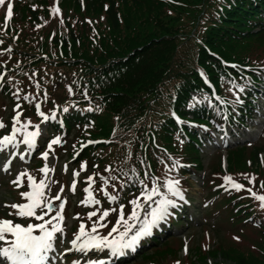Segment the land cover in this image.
Masks as SVG:
<instances>
[{
  "label": "trees",
  "instance_id": "1",
  "mask_svg": "<svg viewBox=\"0 0 264 264\" xmlns=\"http://www.w3.org/2000/svg\"><path fill=\"white\" fill-rule=\"evenodd\" d=\"M16 9L11 23L0 26L2 92L14 97L24 80L27 88L17 96L26 102L39 97L41 111L55 118L54 129L64 137L75 133L69 158L77 153L73 163L90 169L99 194L104 177V188L117 189L120 200L153 177L162 186L167 171L184 174L176 161L200 169L196 128L220 119L212 90L226 98L232 78H238L231 65L252 68L254 81L264 73V67L257 71L264 66V0H66L64 25L58 23L52 35L34 28L49 14L46 1ZM226 110L233 122L235 113ZM226 153L227 170L218 160L210 167V183L203 181L206 198L224 194L211 212L202 213L227 227L241 225L238 241L217 229L218 243L210 251L194 246L197 262L190 263L264 264V209L248 191L223 180L227 175L264 195L258 159L264 146ZM247 160L257 168L248 169ZM176 253L165 243L143 260L172 264Z\"/></svg>",
  "mask_w": 264,
  "mask_h": 264
},
{
  "label": "snow or ice",
  "instance_id": "2",
  "mask_svg": "<svg viewBox=\"0 0 264 264\" xmlns=\"http://www.w3.org/2000/svg\"><path fill=\"white\" fill-rule=\"evenodd\" d=\"M4 0H0V4H3ZM8 12L4 16V20L7 21L11 15V0L7 5ZM50 11L56 12L58 14V9L52 8ZM0 75H3L0 73ZM69 94H71V89H69ZM26 98V97H25ZM19 108V105H16ZM36 114L43 117V120H48L49 117L45 116L41 110L40 105H35ZM67 111V109H64ZM20 112L16 111L11 117L12 126L11 131L3 136H0V164L3 165L4 169L9 168L7 160L10 156L17 155L16 152L12 151V148L16 147V134L22 133L23 139L20 141L23 145H26L28 149L36 146L38 138H43L47 140V147L45 151L40 153V156L47 159L49 151L52 149L53 145L61 143V138L59 135L55 138L48 139V130L46 128H41L39 125H31L32 130H29L30 121L25 119L23 123L20 122L18 117ZM20 126L17 127L16 125ZM5 125L0 122V128ZM21 159H23V154H21ZM175 163V162H174ZM80 169L83 170L85 164L80 163ZM108 169L106 168L105 171ZM50 171L47 165L42 166L39 169L41 174H46ZM77 173L73 172V180L69 190L74 191V186L76 184L75 176ZM22 176L27 177V191L20 192L19 195L26 201L24 203H12L10 205H5V207H10L15 209L14 213H9V215H15L20 218H34L36 223L28 222L26 225L21 223H13L9 219H0V264H44L45 259L49 256L50 251L54 250L53 241L56 239L55 234L59 233L61 236L64 234V229L61 227V222L64 217L62 215V209L64 208L65 202L59 200V209L55 212L54 217L50 219H44L48 214L46 210H50L51 200L58 199L46 198L44 195V188L46 185V179L41 176V179L36 182L34 178L29 175L26 171L20 172L16 175L14 181L10 183L14 186L19 187L20 180ZM92 176L86 177L89 185L92 182ZM102 183L100 186V191L103 193L105 198L111 203L118 199L115 194H109L104 190V185L108 183V180L104 177L100 178ZM113 179H115L113 177ZM223 180L227 183L228 187L234 188L239 191L242 185L231 180L227 175L223 177ZM54 182V181H53ZM251 183V180H249ZM179 181L176 179H165L162 187L165 189L164 193L158 190V186L155 182V177H153V182L150 189L142 188L139 196L133 198L128 203L132 206L131 212L128 213L127 218H124L122 211L118 212L117 219L112 225L111 229L105 235H101L97 229L103 228L104 224L101 223L109 215L112 209H105L100 212L98 218L91 222V227L85 229L83 222L79 224L78 230L73 234V238L69 241L71 248L65 249L64 251H71L75 253L87 254L90 251L105 253V259L111 258L113 256L121 255L122 251L125 249H133L138 241L142 237L151 234L152 228L161 221H166L167 217L170 215L169 206L175 208L177 206V201L169 197H175L179 201H185L184 195L179 188ZM63 191V187H61ZM86 193L84 200L80 201L82 204H99L100 202L92 197L90 192V187H85L83 189ZM248 192L255 200L259 201V207L264 209V195H259L248 189ZM143 198V203H141L140 198ZM153 197H157L153 201ZM147 205V211L144 213L143 219L138 222V227H133V224L137 222V217L141 215L140 209ZM124 205L120 204L119 209H123ZM79 214H77L78 216ZM95 211H89L87 213L88 218L91 220L92 217L96 216ZM76 218V217H73ZM50 225V226H47ZM47 226V227H46ZM38 230L39 234H34ZM5 234H8L6 237ZM238 239V237H234ZM63 256V252L59 253ZM105 259L100 258H89L87 255H83L82 258L73 259L70 264H105ZM174 264H179L178 261Z\"/></svg>",
  "mask_w": 264,
  "mask_h": 264
},
{
  "label": "rangeland",
  "instance_id": "3",
  "mask_svg": "<svg viewBox=\"0 0 264 264\" xmlns=\"http://www.w3.org/2000/svg\"><path fill=\"white\" fill-rule=\"evenodd\" d=\"M7 3H6V0H4V3L3 4H0V11H1V15H4L8 12V7H7ZM264 106V104H263ZM3 108V112L1 113L0 112V118L2 120H5L8 118L9 116V113H11V110L9 108V104L5 101V99L3 98V101H0V110H2ZM12 108V107H11ZM23 109V108H22ZM260 111L262 112V116L263 117H260V122L262 123V126H257L255 127V129L253 130V137L251 138L250 140V143H255L256 141H258V139L262 140L261 144L264 143V111L260 109ZM24 114L26 115H29L31 116V112L30 111H25L23 112ZM42 128V127H41ZM45 128V127H43ZM248 128V127H247ZM248 130V129H247ZM260 131L259 134H257L258 132ZM242 133H244L243 130H241L239 132V134L241 135ZM55 138V137H53ZM242 140H243V137H241ZM43 138H41L40 140V144H42ZM63 142V145H62V149L64 150V148L66 149V147H68V144H69V139H65ZM218 145H222V141H219L218 142ZM55 146L56 145H53L52 146V149L49 151V155L47 157V159H44L40 156V160L42 162V166H45L47 165V167L50 169V171L46 174H41L39 172V169L42 167H40L38 170H35L34 168H29L28 167V162H29V156H31V154L34 153V147L31 148V149H28L26 145L23 146L22 143H18L17 142V139H16V147L11 148L12 151H16L19 147L20 149V154L17 156V161L12 165L11 167V176H7L6 179L4 180L3 178V184L1 186V189H0V205L3 201H5L6 199L8 200V202L10 204L14 203V198L12 197V194L13 192L11 191L10 188L6 187L4 184L6 182H8V184H12L10 183V181H14L15 178H16V175L19 174L20 172H24L26 171L29 175H35L37 176L38 174H40L41 176L43 175L44 178L46 179V185H45V188H44V195L45 197H49L48 194H52V192H56L58 189H60L62 187L61 183H60V172L62 171V169L64 168V163L67 161V157L64 155H58V156H55V153L53 152V149H55ZM211 146H214V144L212 145H208L206 147H203V161H202V167L203 169L200 170V171H196V174L198 176H193L191 174H187L186 177L190 179V188H186L184 187L183 189L184 190H181L182 191V194L183 192H186L188 197L190 199V206L187 209V217L189 218L190 222L192 223L193 225V229H177L176 232H180V231H183L180 235L183 234V239L186 241V243L188 244L189 246V255L188 257L191 255L192 251V247L193 245H195V242L198 240V239H201V236H203L205 234V231L203 229H200V227L198 226V224L202 221V217L199 213H196L194 212V205H197V204H200L201 202V198L202 196H204L206 194V191L203 190L202 188V181L206 182L207 184H209L210 182H208V178H209V171H210V168H209V164L212 163V160L214 159V157L216 156L215 154L219 153V152H215V151H211ZM47 147V146H46ZM220 150H223V149H220ZM219 150V151H220ZM58 152H60L58 150ZM63 152V151H61ZM215 153V154H214ZM21 154H23V159H21ZM57 157V158H56ZM22 161V162H21ZM21 162V163H20ZM26 162V163H25ZM71 162V161H70ZM224 165V169L226 167V163L224 162L223 163ZM73 166V164H72ZM63 167V168H62ZM242 172V170H240ZM75 172L77 173V175L75 176V180H76V184L74 186V190H77L79 188V178L81 177L80 175V172H82V170L79 168V169H75ZM188 172H191V171H188ZM37 173V174H36ZM82 175H83V172H82ZM67 176V181H69V185L71 186L72 184V180H73V173H67L66 174ZM11 177V178H10ZM24 176L21 177V179L23 178ZM39 178L41 179V177L39 176ZM248 179V183H249V180L253 181V177H247ZM54 181V182H53ZM253 182L250 183V185H252ZM207 188V187H206ZM208 189V188H207ZM70 192H72V190H69ZM209 191V189H208ZM56 194V193H54ZM184 195V194H183ZM185 198V196H184ZM221 198V195H218V196H214L212 199H210L208 201V203L210 202H214V201H218L219 199ZM174 200L177 201V207H182L183 205L180 203L181 201H179L177 198L174 197ZM20 203L23 202V200H19ZM154 201V200H153ZM184 202V201H183ZM8 204V205H10ZM185 206H187L188 204L184 203ZM7 208H10V207H7ZM171 206H169V210L171 209H175ZM147 206L145 208H143V211H142V214L141 216L137 219V222L135 224V227H138V222L140 220L143 219V216H144V213L147 211ZM2 212V211H1ZM11 213V212H9ZM3 214V213H2ZM0 216L2 217V215L0 214ZM73 217L74 215L73 214H69L68 217L66 218V227H69L70 225H73L74 224V221H73ZM2 219V218H0ZM9 220H12L13 223L15 220H19V221H24L25 218H20V217H16L15 215H10L8 217ZM35 221V220H34ZM164 221H161L159 222L157 225H155L152 229H157V228H160V225H162ZM214 223L213 219H210V224L212 225ZM47 226H50V225H47ZM46 226V227H47ZM214 226V225H213ZM218 226H221L222 229H223V233L224 235H227L229 236V239L231 240V237L234 239V233H232L230 230L231 228H228L227 230V226L225 225V222L223 221H220L218 223ZM101 235L102 234H105V232H103L101 230V232H99ZM175 233V232H174ZM64 236H66V233L63 234ZM231 236V237H230ZM145 237H148V236H145ZM145 237H142V239H144ZM72 238L70 239H66L64 241V243H60L56 249L50 251L52 253H55V254H59L61 252H63V256L59 255V257L56 259H53V258H49V256L45 259V263L44 264H54L55 261L58 262V264H61V262L63 261V257L67 254H71L72 252L71 251H64L65 249H68V248H71V245L69 243V241L71 240ZM140 240V241H141ZM140 241H138V243L136 244L139 245ZM63 248V250H61ZM187 249V247H186ZM126 250V249H125ZM185 252V250H184ZM101 253V252H100ZM186 253V252H185ZM182 256V254H181ZM77 257V256H76ZM70 258V257H69ZM78 258V257H77ZM102 259H105V256L102 258ZM114 259H116V261L118 260V256H115ZM112 261H114L112 259ZM111 258H107L105 259V264H111ZM115 261V262H116ZM68 263V262H67ZM64 264V262H63Z\"/></svg>",
  "mask_w": 264,
  "mask_h": 264
}]
</instances>
